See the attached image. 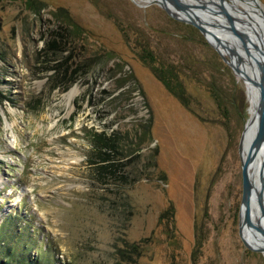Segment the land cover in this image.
<instances>
[{
  "label": "rangeland",
  "instance_id": "374dc122",
  "mask_svg": "<svg viewBox=\"0 0 264 264\" xmlns=\"http://www.w3.org/2000/svg\"><path fill=\"white\" fill-rule=\"evenodd\" d=\"M25 1L0 0V231L10 217L5 233L34 241L28 258L39 264H264L239 235L246 86L210 46L235 67L229 42L223 50L159 0H36L46 5L40 16ZM60 8L92 36L76 41L75 55L89 45L112 59L85 75L77 58L53 77L43 49ZM141 47L176 69L190 111L140 62ZM120 69L139 86L131 96L119 97L130 87L118 89ZM143 123L149 136L136 149ZM109 138L124 158L101 163ZM170 205L173 224L160 222ZM242 237L261 249L245 224Z\"/></svg>",
  "mask_w": 264,
  "mask_h": 264
},
{
  "label": "trees",
  "instance_id": "16d2710c",
  "mask_svg": "<svg viewBox=\"0 0 264 264\" xmlns=\"http://www.w3.org/2000/svg\"><path fill=\"white\" fill-rule=\"evenodd\" d=\"M27 7L36 15L40 16V12L46 7V5L41 1L36 0H26L25 1ZM54 19L59 22L57 30L50 31L48 33V39L45 44V48L43 52L46 56H49L47 62L55 63V65L48 69V71L53 73V77L58 75L61 70L66 68L67 64H72L78 58L81 63V71L83 74H88L93 70L97 64H101L111 60L112 58L108 53L100 50H92V48L86 45H82L80 48V52L78 55H75V48H76V41L84 42L89 41L92 37L91 34L85 31L83 28L78 26L70 17L68 12L64 9H58L56 12L52 13ZM138 58L140 62L148 68L154 78L161 83L164 89L173 96L185 109H191L192 98L187 93L186 87L184 82L179 78L178 73L175 71L176 69L172 66H167L164 64H159L156 62L153 53L148 47H141L140 52L138 54ZM122 70L118 71V89H124L127 85L130 87L127 91H121L119 97L124 96L126 93L128 96H131L135 91L139 90V86L136 84L134 78L131 76L129 79H126V76L122 74ZM73 80H70L67 87L71 85ZM125 92V93H123ZM211 94L213 99L216 101L218 107L222 106L220 103V99L216 96V92L211 90ZM142 134L144 136L143 140L140 139L139 144H137L136 149L145 145L146 139L149 136V124L143 123L142 124ZM101 140V136L98 137ZM104 145L99 146V150H105L104 156L99 158V162L107 163L115 162L116 160H122L124 155L122 153L121 146L114 140V138L103 139ZM120 149V150H119ZM107 152H111L116 157H108L106 154ZM110 154V153H108ZM117 158V159H116ZM170 217L171 222L173 224V217H174V209L170 205L169 208L164 211L160 216V222L166 220ZM10 217L5 219L3 227L0 231V256L1 262L0 264H10L11 262H17L18 264H39L41 263L38 259L35 258L29 260V251L33 248H36L34 241L31 242L28 246H25L22 242H14L13 237L17 235L18 231L12 230V234L5 233L6 228L8 227L7 222L9 221ZM24 228L20 227V231L18 234L21 236L23 233ZM7 235H5V234ZM18 236V237H19ZM10 237V238H9ZM20 238V237H19ZM16 247H14V243ZM133 251H130V255L136 254L135 246H130ZM127 259V258H126ZM29 262V263H27ZM130 262V261H129Z\"/></svg>",
  "mask_w": 264,
  "mask_h": 264
},
{
  "label": "bare ground",
  "instance_id": "6f19581e",
  "mask_svg": "<svg viewBox=\"0 0 264 264\" xmlns=\"http://www.w3.org/2000/svg\"><path fill=\"white\" fill-rule=\"evenodd\" d=\"M133 1L151 3L157 0ZM185 1L189 2V9L183 8L174 0H159V3L162 4L167 12L176 18L182 20H188V18L193 19L205 26L204 28L207 32L219 41L223 50L228 45L227 42H229L230 50L233 53L236 73L244 80L248 112L250 114L249 119L252 121L250 125L245 127L243 134L242 152L243 158H245L256 128L259 97V88L257 86L260 77L259 64L264 58V8L257 0H232V3H228L226 0H205V5L197 1L194 2V0ZM199 4L203 5L202 7L206 15L200 12L199 9L201 6ZM180 15L186 16L187 18L180 17ZM230 20H232V25ZM227 26L234 27L240 34L244 50L240 48L235 38L230 35V29L232 28H227ZM221 28H224V30H221ZM75 94L76 89H71L65 96L66 100H71ZM248 176L252 186L251 198L254 200L255 196L261 194L264 207V143L249 166ZM258 219H262L259 213L257 215L253 214V217H251L253 223H256ZM258 236L263 239L256 242L264 254V236L260 234Z\"/></svg>",
  "mask_w": 264,
  "mask_h": 264
},
{
  "label": "water",
  "instance_id": "95a60500",
  "mask_svg": "<svg viewBox=\"0 0 264 264\" xmlns=\"http://www.w3.org/2000/svg\"><path fill=\"white\" fill-rule=\"evenodd\" d=\"M159 3V1H158ZM161 6L162 4L159 3ZM163 7V6H162ZM164 9V8H163ZM165 10V9H164ZM166 11V10H165ZM167 12V11H166ZM172 18L186 22L192 26H194L204 37H205V29L200 26L199 24L195 23L192 20H182L179 18H176L172 16L169 12H167ZM231 25H232V20ZM232 31L235 35L238 37L241 36L239 33L234 29V27H231ZM208 42V41H207ZM209 43V42H208ZM210 44V43H209ZM211 47L215 49V51L220 55V57L223 59V61L236 73L235 67L227 61V59L220 53V51L215 47L210 44ZM259 83H258V88H259V97H258V104H257V117H256V128L253 133V136L251 138V141L249 143L248 149H247V154L246 157H242V136L245 132V127L247 125L251 124V119H247L246 124L244 126L242 136L240 139L239 143V153L241 157V176H242V207H241V220H240V228H239V235L240 238L244 244V246L254 252H259L262 253L261 249L254 248L252 247L248 242H246L243 237H242V225L245 224L247 231L249 233V236L252 241L256 242L259 240H263L261 237L258 236V234L264 236V207L262 203V197L261 194L255 196L254 200L251 198V183L249 181V176H248V169L250 164L253 162L255 159L257 153L259 152L261 146L264 143V58L259 64ZM254 201V202H252ZM252 203V205H251ZM259 213L260 217L262 219H258L256 223H253L251 221V217L254 215H257ZM258 218V217H257Z\"/></svg>",
  "mask_w": 264,
  "mask_h": 264
}]
</instances>
